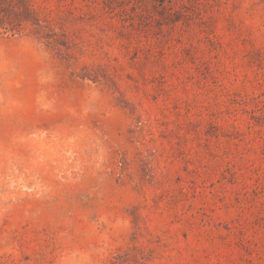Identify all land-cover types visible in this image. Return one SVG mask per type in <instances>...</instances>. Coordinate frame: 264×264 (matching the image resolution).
<instances>
[{
	"label": "rangeland",
	"instance_id": "374dc122",
	"mask_svg": "<svg viewBox=\"0 0 264 264\" xmlns=\"http://www.w3.org/2000/svg\"><path fill=\"white\" fill-rule=\"evenodd\" d=\"M0 264H264V0H0Z\"/></svg>",
	"mask_w": 264,
	"mask_h": 264
}]
</instances>
